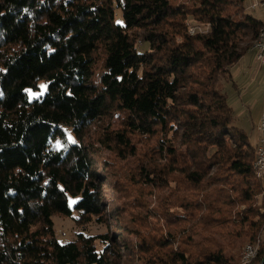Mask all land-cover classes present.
Returning <instances> with one entry per match:
<instances>
[{
    "label": "trees",
    "instance_id": "1",
    "mask_svg": "<svg viewBox=\"0 0 264 264\" xmlns=\"http://www.w3.org/2000/svg\"><path fill=\"white\" fill-rule=\"evenodd\" d=\"M251 4L0 0V264H126L130 253L132 264H242L243 238L259 243L248 264H264L257 146L234 126L217 87L250 51L244 39L256 43L264 32ZM189 17L206 29L189 34ZM40 84L46 92L31 99ZM117 113L120 128L98 144L128 160L142 140L156 142L129 175L139 187L119 228L127 236L80 233L61 244L54 216L75 210L81 226L108 216L107 163L84 138ZM68 132L75 142L58 148ZM237 206L245 208L233 215ZM215 226L214 248L200 250L202 231Z\"/></svg>",
    "mask_w": 264,
    "mask_h": 264
},
{
    "label": "rangeland",
    "instance_id": "2",
    "mask_svg": "<svg viewBox=\"0 0 264 264\" xmlns=\"http://www.w3.org/2000/svg\"><path fill=\"white\" fill-rule=\"evenodd\" d=\"M251 4L253 1L248 0ZM258 1V0H255ZM250 6V5H249ZM253 15L256 18L262 19L264 16V10L262 7H259L255 10H251ZM116 22L119 24L123 23V18L121 12L118 10L116 13ZM186 25L189 28V34L198 31H204L206 29L205 26H197L198 24L193 21L191 17H189L186 21ZM192 35V34H191ZM194 35V34H193ZM245 46L249 47V50H253L255 42L252 44L249 38L244 39ZM251 47V48H250ZM204 67L202 65H198L195 68V73H202ZM41 90L39 92L29 91V96L31 99H35L40 97L46 92L47 86L40 84ZM189 87H196L194 89H198V86L189 85ZM217 87L222 88V90L227 95V102L229 106L233 110L234 114V126L244 130V132L249 137V142L252 146L256 147L259 142L260 134L258 132V125L261 119L264 116V65L260 69L259 64L254 56L253 52H247L242 59L232 68L231 73L218 78ZM119 113L115 114L111 120H104L98 122L95 126L90 127V129L86 132V137L84 138V143L86 145H92L97 150L98 157L105 161L107 164V179L108 185L104 187L105 190V198L106 204L108 208V216L105 218V222L103 224L96 223L92 221L86 226L78 225L75 222V219L78 218V213L73 210L72 217L64 218L62 216H54V230L56 233V237L61 244H66L76 240L78 234L85 233L86 235L96 236L108 234L111 238L117 239H125L126 234L119 228L121 227L122 221H128V213L132 211L130 208L134 198L136 197V193L138 191V187L134 184L130 179L129 175L131 171H134V168L143 158V151L145 149L150 148V145L153 146L156 144L155 140L150 142H146V140H142V144L139 145V150L142 149V152L135 158H130L128 160L121 159L115 152L105 148L97 143L98 139H100L102 133L106 132L108 129L117 130L120 128V124L122 119H119ZM122 116V115H121ZM123 118V116H122ZM138 143L140 140L138 138H134ZM75 138L72 133L68 132L66 140L64 142H58L57 147L62 148L67 144L74 143ZM144 142L145 145H144ZM230 147H234L233 143L230 142ZM97 165L102 168V164H100L99 159L96 160ZM164 191L161 192L163 195ZM144 194V193H143ZM230 196V195H229ZM152 202L155 201L154 198L150 199ZM254 203L256 207H259L261 211H264V191L255 197ZM74 201H71V205L73 206ZM221 206V205H220ZM219 206V207H220ZM126 207V214L123 216L119 214V218L116 217L118 213H116V209H120L121 212L123 208ZM218 208V206H216ZM223 208V207H222ZM244 206H237L230 208L235 215L237 212H241L244 210ZM120 213V212H119ZM218 215H224L223 212L216 213ZM202 215L206 218L209 217V211H203ZM127 219V220H126ZM153 224L154 220L152 221ZM154 229V227H153ZM151 230V231H150ZM216 226L208 227L205 229L202 236L203 246H201L200 250L212 249L214 248V243H216V239L212 240L214 235H216ZM248 230V228H245ZM152 232L153 230L150 228L147 230ZM154 233L158 232V229L153 231ZM215 233V234H214ZM124 237V238H123ZM206 242V238H208ZM198 238V237H196ZM134 238H130L131 241ZM218 239V238H217ZM247 239L243 238L237 244H239V249H237V253L242 257L244 254V247L248 245H252L256 247V251L258 249V245L248 244L246 242ZM213 242V243H212ZM246 245V246H245ZM199 250V249H198ZM208 250V251H209ZM197 251V250H195ZM196 253V252H195ZM131 257L127 259L124 258L123 262L126 264H132L131 261L136 257V254L130 253ZM133 254V255H132ZM257 258V257H256ZM257 261V260H256ZM243 264V258H242Z\"/></svg>",
    "mask_w": 264,
    "mask_h": 264
},
{
    "label": "built area",
    "instance_id": "3",
    "mask_svg": "<svg viewBox=\"0 0 264 264\" xmlns=\"http://www.w3.org/2000/svg\"><path fill=\"white\" fill-rule=\"evenodd\" d=\"M259 7V3L255 0H253L251 4V10H255ZM192 34H195V32H192ZM256 60L259 64L260 69L264 65V45L261 47H256ZM258 132L260 134L259 142H258V151L260 153V168L258 169V172L260 174H264V116L261 119L259 125H258ZM255 251H252V253Z\"/></svg>",
    "mask_w": 264,
    "mask_h": 264
},
{
    "label": "bare ground",
    "instance_id": "4",
    "mask_svg": "<svg viewBox=\"0 0 264 264\" xmlns=\"http://www.w3.org/2000/svg\"><path fill=\"white\" fill-rule=\"evenodd\" d=\"M192 32H194V30ZM262 45H264V32L261 34L260 38L255 43V45L253 47V50L256 51V47H261ZM254 167H255L256 176L258 178H264V174H260L258 172V169L260 168V153L258 151V145H257V150H256V161H255ZM252 251H255V252L252 253ZM257 252L258 251H256V247L255 246L248 245L247 247H245L244 254H243V257H242L243 258V263L244 264H248L251 261H253V259L257 255Z\"/></svg>",
    "mask_w": 264,
    "mask_h": 264
},
{
    "label": "crops",
    "instance_id": "5",
    "mask_svg": "<svg viewBox=\"0 0 264 264\" xmlns=\"http://www.w3.org/2000/svg\"><path fill=\"white\" fill-rule=\"evenodd\" d=\"M250 52H253V53H254V56H255V58H256V55H255V52H254V50H250Z\"/></svg>",
    "mask_w": 264,
    "mask_h": 264
}]
</instances>
